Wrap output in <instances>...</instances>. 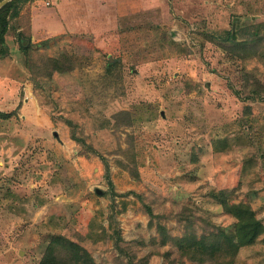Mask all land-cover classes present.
<instances>
[{"label": "rangeland", "instance_id": "rangeland-1", "mask_svg": "<svg viewBox=\"0 0 264 264\" xmlns=\"http://www.w3.org/2000/svg\"><path fill=\"white\" fill-rule=\"evenodd\" d=\"M29 1L0 58V264H77L72 246L97 264H264V0H99L48 37ZM224 201L255 211L253 243ZM190 237L210 249L184 254Z\"/></svg>", "mask_w": 264, "mask_h": 264}, {"label": "trees", "instance_id": "trees-1", "mask_svg": "<svg viewBox=\"0 0 264 264\" xmlns=\"http://www.w3.org/2000/svg\"><path fill=\"white\" fill-rule=\"evenodd\" d=\"M27 0H9L0 7V58L8 55L9 50L5 44V36L9 29L10 19L19 12L21 3ZM225 210L232 213L236 219V238L238 246H245L253 243L261 233V222L256 217L255 211L248 204L244 203H229L224 201ZM180 249L186 255L196 254L195 258H200L205 252L208 251L209 246L203 241L196 239L184 238L178 240ZM73 248V257L77 264H97L93 261V258L88 252L76 253ZM55 255L54 244L50 245V252ZM215 249L212 248L210 253H214ZM47 259L44 261V263ZM49 263V262H48ZM50 264H61L56 256L51 260Z\"/></svg>", "mask_w": 264, "mask_h": 264}, {"label": "crops", "instance_id": "crops-1", "mask_svg": "<svg viewBox=\"0 0 264 264\" xmlns=\"http://www.w3.org/2000/svg\"><path fill=\"white\" fill-rule=\"evenodd\" d=\"M4 0H0V3ZM28 2L25 9L30 11L31 33L34 37H48L57 35L63 32L72 31V27L77 25V22L85 19V16L92 14L94 16L101 14L99 0H53L51 13L47 16H41L40 11L46 8L43 3ZM43 2V0H40ZM90 3L91 10L80 8L81 3ZM91 12V13H90ZM45 24H41V20H47ZM81 24V23H80ZM78 26V25H77Z\"/></svg>", "mask_w": 264, "mask_h": 264}, {"label": "water", "instance_id": "water-1", "mask_svg": "<svg viewBox=\"0 0 264 264\" xmlns=\"http://www.w3.org/2000/svg\"><path fill=\"white\" fill-rule=\"evenodd\" d=\"M7 1H8V0H4V1H2V2L0 3V7H1L3 4H5Z\"/></svg>", "mask_w": 264, "mask_h": 264}]
</instances>
